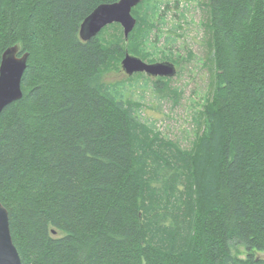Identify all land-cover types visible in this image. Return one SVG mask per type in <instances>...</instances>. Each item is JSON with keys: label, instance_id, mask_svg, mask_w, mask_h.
I'll return each instance as SVG.
<instances>
[{"label": "trees", "instance_id": "trees-1", "mask_svg": "<svg viewBox=\"0 0 264 264\" xmlns=\"http://www.w3.org/2000/svg\"><path fill=\"white\" fill-rule=\"evenodd\" d=\"M119 1L0 0V65L29 54L0 115V203L22 264H264V0H209L213 93L189 149L103 81L127 52L157 61L164 1L132 10L127 43L119 24L80 38Z\"/></svg>", "mask_w": 264, "mask_h": 264}, {"label": "rangeland", "instance_id": "rangeland-1", "mask_svg": "<svg viewBox=\"0 0 264 264\" xmlns=\"http://www.w3.org/2000/svg\"><path fill=\"white\" fill-rule=\"evenodd\" d=\"M163 1L165 24L158 25L153 34V42H158L157 61L145 62H169L175 66L174 76L163 77L168 84L161 87L163 93L154 90L152 83L146 79L157 81L162 78L150 77L145 72L141 77L128 75L122 62L107 71L103 81L110 85L125 84L126 98L139 104L141 117L153 123L165 138L177 142L183 149H189L196 137L194 116L203 110L213 93V76L208 62L210 37L204 28L209 21V0ZM167 49H171L174 61L163 59L162 54ZM232 252L240 259L247 257V251L242 246L234 247Z\"/></svg>", "mask_w": 264, "mask_h": 264}, {"label": "water", "instance_id": "water-1", "mask_svg": "<svg viewBox=\"0 0 264 264\" xmlns=\"http://www.w3.org/2000/svg\"><path fill=\"white\" fill-rule=\"evenodd\" d=\"M144 0H120L115 4L98 6L85 19L80 29V38L84 42L97 37L100 32L113 24H119L124 30L126 42L137 25L132 10ZM19 45L8 49L2 56L0 65V115L11 103L23 96L21 83L27 69L29 54L18 56ZM122 66L128 75L145 72L150 77L170 78L176 74L175 66L169 62L147 64L141 59L126 54ZM0 264H22L18 251L13 243L9 214L0 203Z\"/></svg>", "mask_w": 264, "mask_h": 264}]
</instances>
